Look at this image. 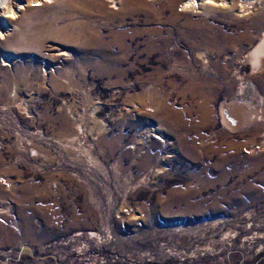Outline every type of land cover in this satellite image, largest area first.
I'll list each match as a JSON object with an SVG mask.
<instances>
[{"label":"rangeland","instance_id":"obj_1","mask_svg":"<svg viewBox=\"0 0 264 264\" xmlns=\"http://www.w3.org/2000/svg\"><path fill=\"white\" fill-rule=\"evenodd\" d=\"M0 32V264H264V0H0Z\"/></svg>","mask_w":264,"mask_h":264},{"label":"bare ground","instance_id":"obj_2","mask_svg":"<svg viewBox=\"0 0 264 264\" xmlns=\"http://www.w3.org/2000/svg\"><path fill=\"white\" fill-rule=\"evenodd\" d=\"M19 1H22V0H19ZM22 8L23 7L21 5H19L17 10H21ZM12 15H13V13H12ZM2 16H4V15H2ZM3 18H9V17L5 16ZM1 33L2 32H0V34ZM10 42L12 44V40H10ZM6 44H8V42H6ZM262 57L264 58V37L262 38L260 44L258 45V47L255 49V52H254V58H255V62L257 65H260L262 63L261 62Z\"/></svg>","mask_w":264,"mask_h":264}]
</instances>
